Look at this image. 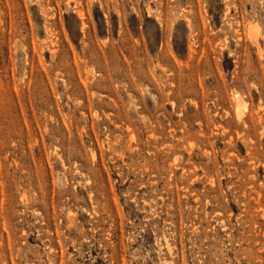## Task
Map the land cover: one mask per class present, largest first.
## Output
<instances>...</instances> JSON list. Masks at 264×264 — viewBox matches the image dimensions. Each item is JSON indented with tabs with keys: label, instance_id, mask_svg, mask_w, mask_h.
Segmentation results:
<instances>
[{
	"label": "rangeland",
	"instance_id": "1",
	"mask_svg": "<svg viewBox=\"0 0 264 264\" xmlns=\"http://www.w3.org/2000/svg\"><path fill=\"white\" fill-rule=\"evenodd\" d=\"M0 264H264V0H0Z\"/></svg>",
	"mask_w": 264,
	"mask_h": 264
},
{
	"label": "bare ground",
	"instance_id": "2",
	"mask_svg": "<svg viewBox=\"0 0 264 264\" xmlns=\"http://www.w3.org/2000/svg\"><path fill=\"white\" fill-rule=\"evenodd\" d=\"M254 25H255V24H254ZM253 32H255V29H253ZM249 33H250V32H249ZM251 33H252V32H251ZM251 33H250V34H251ZM252 34H253V35H252L253 38L256 39V38L254 37V34H255V33H252ZM257 34H258V32H257ZM255 35H256V34H255ZM250 37H251V36H250ZM253 38L251 37V39H250V38H249V39L252 40ZM252 43H253V42H252ZM256 45H257V44H256ZM230 93H231V92H230ZM236 93H237V92H236ZM234 98H235L234 102H236V105H237V106L235 107V108H237V109H236V111H237L236 113H237V115L241 116L240 113H242L241 111H244V110L246 109V104H247V103H245L244 101H242V99L240 98V96H239L238 94H236V97H234ZM235 115H236V114H235ZM243 115H244V114H243ZM238 118H239V117H238ZM241 133H242V132H241ZM165 247H166V246H165ZM165 263H166V262H165Z\"/></svg>",
	"mask_w": 264,
	"mask_h": 264
}]
</instances>
